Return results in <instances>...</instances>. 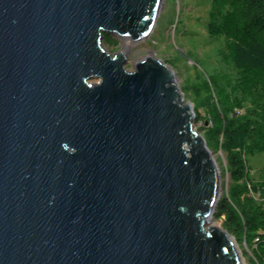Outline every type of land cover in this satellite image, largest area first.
<instances>
[{"label": "water", "instance_id": "water-1", "mask_svg": "<svg viewBox=\"0 0 264 264\" xmlns=\"http://www.w3.org/2000/svg\"><path fill=\"white\" fill-rule=\"evenodd\" d=\"M160 3L0 0V264H241L174 72L104 48Z\"/></svg>", "mask_w": 264, "mask_h": 264}, {"label": "trees", "instance_id": "trees-1", "mask_svg": "<svg viewBox=\"0 0 264 264\" xmlns=\"http://www.w3.org/2000/svg\"><path fill=\"white\" fill-rule=\"evenodd\" d=\"M208 34L224 37L226 68L202 84L194 123L209 149L225 156L230 176L214 217L246 245L252 264H264V169L256 181L249 164L264 153V0H212Z\"/></svg>", "mask_w": 264, "mask_h": 264}, {"label": "rangeland", "instance_id": "rangeland-1", "mask_svg": "<svg viewBox=\"0 0 264 264\" xmlns=\"http://www.w3.org/2000/svg\"><path fill=\"white\" fill-rule=\"evenodd\" d=\"M162 1L156 26L146 39L132 42L115 36L117 44L110 45L107 38L104 48L113 56L123 53L128 60L126 69L129 72L135 71L136 65L146 57L168 64L180 86L184 102L191 104L195 111V104L206 96L205 90L201 89L204 81L215 79L219 69L226 68L222 63L225 39L212 38L208 34L212 0ZM227 71L231 72V69ZM99 82V79L91 81L93 84ZM213 158L220 175L221 197L227 191L230 176L225 169V156L219 152L213 153ZM249 164L250 176L257 181L264 169V153L251 156ZM222 221L214 217L208 229L213 226L223 228ZM235 243L241 264H252L251 253L246 245H239L236 241Z\"/></svg>", "mask_w": 264, "mask_h": 264}, {"label": "bare ground", "instance_id": "bare-ground-1", "mask_svg": "<svg viewBox=\"0 0 264 264\" xmlns=\"http://www.w3.org/2000/svg\"><path fill=\"white\" fill-rule=\"evenodd\" d=\"M162 2H163V1L161 0V3H160V9H161V7H162ZM124 40H125V41L130 40V41L134 42L133 40H131V39H129V38H125ZM127 43H128V42H127ZM207 221H208L210 224L212 223L213 220H212L211 216L207 218ZM213 227H214V226H213ZM219 228H220V227H219Z\"/></svg>", "mask_w": 264, "mask_h": 264}]
</instances>
